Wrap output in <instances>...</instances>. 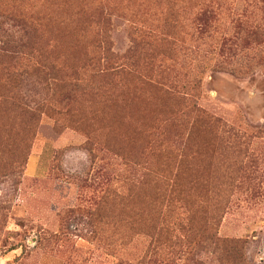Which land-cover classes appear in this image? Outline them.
<instances>
[{"label": "rangeland", "instance_id": "1", "mask_svg": "<svg viewBox=\"0 0 264 264\" xmlns=\"http://www.w3.org/2000/svg\"><path fill=\"white\" fill-rule=\"evenodd\" d=\"M0 51V264H191L157 177L264 264V0H0Z\"/></svg>", "mask_w": 264, "mask_h": 264}, {"label": "trees", "instance_id": "2", "mask_svg": "<svg viewBox=\"0 0 264 264\" xmlns=\"http://www.w3.org/2000/svg\"><path fill=\"white\" fill-rule=\"evenodd\" d=\"M2 58H8L10 63L6 64L5 68L0 69L1 79H5L8 82H14L19 79L20 76L29 74L28 69H19L20 71L16 69L13 62L17 60V58L13 54L0 51V59ZM39 70L37 68L33 69L35 74H38ZM11 102V105L13 104L15 106L20 103L19 109L21 113L28 114L24 111L25 109L22 106L23 102L20 97H11ZM216 123H218V121L215 120V123L213 124L216 125ZM224 129H226V127ZM227 132L228 135L234 139V142H242V138L238 133ZM11 141L12 137H3L0 139V144H3L5 147V145H9ZM159 179L160 178L157 177V187L159 188L161 183L162 186H167L172 194L169 191L166 192L165 189H159L157 196L154 197L153 200L152 217L146 220L151 231L149 237H151L158 250L163 252L165 249H172V252L177 259H183L191 264H213L212 262L214 260L217 261L218 264H225L223 263V259L238 257L240 253L242 254L244 243L241 240H229L220 237L218 232V221L213 215L209 214L208 207H205L206 209H204V213L195 212V205H200L203 208L204 204H202V201L195 204L192 203L191 199L186 195L185 190H183V185L178 183L176 178L173 182L170 181V183L166 182L168 179ZM174 200H176L177 203L182 202L189 207L188 212L190 214L187 218V222L179 224L180 230L183 234L181 237L175 235L174 230L170 227V221L167 220L168 217L165 216L167 217L165 218L162 212L164 206L170 204ZM200 206L197 209H200ZM137 222L138 223L136 224H141V220H138ZM238 259L241 263L246 262L244 258L240 256Z\"/></svg>", "mask_w": 264, "mask_h": 264}]
</instances>
